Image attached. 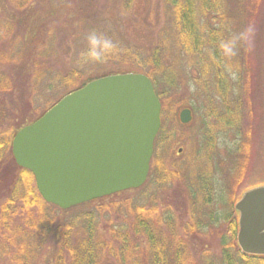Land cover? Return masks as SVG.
<instances>
[{
    "label": "trees",
    "instance_id": "1",
    "mask_svg": "<svg viewBox=\"0 0 264 264\" xmlns=\"http://www.w3.org/2000/svg\"><path fill=\"white\" fill-rule=\"evenodd\" d=\"M134 1L108 0L109 4L105 6L101 0H0V65L19 64L30 50L29 78L32 87L45 79V76L52 77L50 61L56 53L53 43L58 41L57 38H64V41L68 39V49L76 54L89 53L91 46L88 36L93 32L100 37V48H103L105 39L115 45L102 59L94 58V62L88 64L87 68L94 69V73H87L83 67L71 65L65 75L46 82L48 89L60 82L59 93L47 106L38 111L32 109L35 115L23 116L20 123H6L4 114L10 113L15 119L20 107L31 103V93L27 95L23 91L18 96L19 105L15 100L14 106L0 101V264H39L40 259L47 256L48 264H264V255L243 254L236 243L237 225L233 201L236 191L245 185L243 180L246 174L243 172L233 193L230 210L220 218L217 209L220 199L215 197L214 184L204 174H198L196 183L192 184L194 188L190 187V192L183 189L191 213L186 222L178 224L171 202L161 199L157 190H154V187L167 183H177L182 172L181 168H169L163 162L158 153L160 142L154 145L149 174L142 186L67 209L44 201L35 187L31 172L14 161L11 138L20 127L32 122L60 95L108 73H146L164 109L170 97L165 84L175 87L176 80L161 81L164 86L161 88L156 74L162 71L174 72L175 66L180 64L185 67L189 65L198 70V76L192 75V79L207 76V80L215 81L207 85L224 95L222 105L226 109L222 119L227 118L230 122L235 118L239 120L244 102L247 114L261 119L264 113V97L260 92L263 66L261 59L253 54L259 48L246 54L243 41L239 42L235 38L241 15L242 35L245 32L243 18L247 10L243 9L241 3L245 0H236L241 6L237 9L230 3L235 0H162L163 20L166 23L157 29L160 31V35H156L159 39L157 45L151 48L150 53L145 49V54L142 48L124 38L121 20L117 16L118 11L129 13ZM262 1L249 0V16L253 19L251 30L257 28L253 32L255 35L263 32L261 28L264 29ZM113 11L115 18L111 21L105 15ZM233 18L235 24L231 29L229 25ZM53 20H59L60 27L49 24L46 30L45 26ZM257 39L261 48L263 40L259 37ZM230 47L237 48L247 56L233 68L225 56ZM167 52L173 57L169 63ZM139 53L145 56L141 59ZM127 55L132 59L125 60ZM209 59L211 65L207 62L208 66H204V61ZM106 60L117 65L133 66L123 71L115 68L95 69ZM177 63L180 64L175 65ZM147 67L151 70L145 69ZM240 67L245 74L244 81H241ZM184 73L185 80L191 77L186 75L185 70ZM234 74L240 89L239 95L241 89L245 88L246 98L245 101L238 98L231 104L225 97L227 90L223 89ZM16 86L15 79L0 74V96L12 94ZM237 137H240L237 148H244L247 154L250 142L243 141L249 139L248 133H239ZM215 145L214 136L206 134L200 151L203 149L213 153ZM240 153H244V150H240ZM213 248L219 253L218 256H213ZM216 257L217 260H214Z\"/></svg>",
    "mask_w": 264,
    "mask_h": 264
},
{
    "label": "water",
    "instance_id": "2",
    "mask_svg": "<svg viewBox=\"0 0 264 264\" xmlns=\"http://www.w3.org/2000/svg\"><path fill=\"white\" fill-rule=\"evenodd\" d=\"M160 114V100L145 73L98 76L19 128L11 139L12 156L31 172L44 201L67 209L143 185ZM191 118L190 108L179 111L181 123ZM233 210L240 252L264 255V182L244 187Z\"/></svg>",
    "mask_w": 264,
    "mask_h": 264
},
{
    "label": "rangeland",
    "instance_id": "3",
    "mask_svg": "<svg viewBox=\"0 0 264 264\" xmlns=\"http://www.w3.org/2000/svg\"><path fill=\"white\" fill-rule=\"evenodd\" d=\"M107 1L108 0H101L103 3L102 5L106 6V4H109ZM245 1L246 2L241 1L242 5L244 6L243 9L247 10V13H244L243 18L245 22V32L242 35V21L240 19V17H242L241 15L237 23L235 38H237L239 42L243 41L242 46L245 48L246 52L244 53L246 54L248 51L253 52L259 48V50L253 54H255L256 57H259L262 62V81H260L262 87L260 92L264 97V29L261 28L263 32L260 31L259 33L261 37L258 34H253L257 28L251 30V20H253L249 16L251 2H249V0ZM230 3L236 9L238 6H240L236 0L235 2ZM163 4L164 2L162 0H135L129 13L122 11L117 12V16L121 20V30L123 36H125L124 38L127 40V42H132L136 47L142 48L144 54L146 50L150 53L151 48L154 49V46L159 42V39H157L156 35H160V31L157 29L160 26H164L166 23L163 20ZM261 4V9H263L264 0ZM1 5L2 2H0V6ZM239 8H241V6ZM8 12H10V10ZM105 16L112 21L115 18V11H113V13H106ZM148 17H151L152 19H149ZM58 23L59 20L49 21L48 26H45V29L47 30L49 28V24L50 26L54 25L60 27ZM234 24L235 19L233 18L232 24L230 23L229 25L231 29L233 28ZM256 25H259V22H256ZM257 37L262 38L261 40H263V45L261 48V44H259V39H257ZM55 38L56 37H54V39ZM65 38H67L66 33ZM57 40V42L53 43V50L56 53L50 61V73L53 75L55 74L56 76H45V79L43 78L41 81H39L35 87H32L29 78L31 66V60L29 59L30 50L28 51L27 56H24L25 60H22L19 64L5 65L1 63L0 74L6 76L7 78L10 77L11 80L15 79L17 86L12 94L8 93L1 95L0 101L8 102L9 105L12 104L14 106L15 100L19 105L18 102H20V100L18 96H21L23 91L27 93V95L31 93L32 97L31 103H28V106L20 107V112L16 113L15 119L11 117L10 113L4 114L7 119L6 123L9 121L20 123L23 116L29 117L35 115V112L32 109H36L38 111L40 108L47 106L48 103H50L59 93L58 89L61 87V83L56 82L51 89H48L47 86H45V83L50 79L53 80L60 77L59 75H65L71 65L77 66L79 68L83 67L87 70L85 71L87 73L95 72L94 69L92 70L87 68L88 64L94 62V58L87 56L88 53L76 54L70 52L67 45L68 39H65L64 41V38L62 40L57 38ZM127 42L124 41L125 45H128ZM11 53L13 54L12 49ZM143 53H139L141 59L145 56ZM166 54H168L167 63H169L173 57L171 58L168 52ZM239 54H241L242 57ZM114 55L118 54L114 53ZM225 56L230 62L232 68L236 67V63H240L247 58V56H245V54H243L240 50L233 47H230L229 50L226 51ZM130 59H132L131 56L127 55L125 60L128 61ZM132 62L135 61L132 60ZM207 62L210 65L212 63L210 59L206 60L204 61V66H208ZM179 64L177 63L175 65ZM188 64L190 63H187V65ZM131 66L133 65H117L116 63H111L110 61L106 60L102 66H97L95 69L103 68L110 70L115 68L117 70L123 71L130 68ZM184 67L185 65L180 64L179 66H175V69H173L174 72L162 71L156 74L159 86L161 88L164 87L161 81H171L173 78L176 80L174 84L175 87L169 86L167 83L165 84L170 97L167 101L168 106L164 109L161 106V130L159 129L154 143L160 142L161 146H159L158 153L162 156L163 162L169 166V168L178 167L182 169V178L180 177L177 183H167L158 188L154 187V190H157V193L161 199L164 198L165 201L168 200L171 202L177 214L178 224L186 222L188 219V214L191 213V209L188 200L185 198L183 189H186L190 192V187H193L192 184L196 183V176L198 174H204L214 184L213 191L215 193V197L220 199L217 203L219 218L223 217L225 213L229 212L232 196L238 187V180L240 179L242 172L246 174L243 180L245 181L246 185L264 182V113L262 114L263 116H261L260 120L254 116H249L247 114V107L245 105L246 103L244 102V106L242 108L244 110H242L241 118L239 120L235 118L232 120V122H230L227 118L222 119V114L226 109L222 105V99L224 98V95L218 94L215 88L207 85L214 84L215 81H209L207 80V76L202 75L198 79H195L194 77L192 79V75L198 76V70H196L197 68L195 69L189 65L186 66L185 69ZM145 69L151 70L149 67ZM184 70L186 75L188 74L191 76L190 78H186V80V76H183L185 74ZM240 71V75L242 74L241 81H244L245 74L243 73L242 67H240ZM225 89L227 90L225 97H227L231 104H234L235 100L238 98L242 101H245V88L241 89L242 93L239 95L240 89L239 86H237L236 74L229 78L227 85L224 86L223 90ZM183 107H188L192 111V118L188 123H181L179 121V111ZM220 119L222 120L220 121ZM239 133H248L249 135L250 141L249 139H245L243 141L248 143L250 142V148L247 154H245L244 148H237V143L240 142L238 139L240 137H237ZM206 134H210L215 138L216 149L214 148L213 153L209 151H203V149L200 151L201 143L205 139ZM178 149L181 150L178 151ZM240 150H244V153H240ZM149 189H151V187ZM138 198L143 197L138 196ZM213 250V256H218L219 253H217L214 248ZM214 260H217V257ZM48 262L49 257L47 256L41 258L39 264H48Z\"/></svg>",
    "mask_w": 264,
    "mask_h": 264
},
{
    "label": "clouds",
    "instance_id": "4",
    "mask_svg": "<svg viewBox=\"0 0 264 264\" xmlns=\"http://www.w3.org/2000/svg\"><path fill=\"white\" fill-rule=\"evenodd\" d=\"M88 40L91 47L87 56L95 58L97 60L102 59L105 54H108L112 49L115 48V45L107 39H105L103 42V48H100V37H98L94 32L88 36Z\"/></svg>",
    "mask_w": 264,
    "mask_h": 264
}]
</instances>
